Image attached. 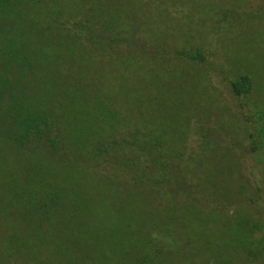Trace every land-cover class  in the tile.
I'll use <instances>...</instances> for the list:
<instances>
[{"label": "trees", "instance_id": "trees-1", "mask_svg": "<svg viewBox=\"0 0 264 264\" xmlns=\"http://www.w3.org/2000/svg\"><path fill=\"white\" fill-rule=\"evenodd\" d=\"M192 2L0 0L1 261L175 263L162 257L171 219L144 202L221 183L176 161L175 126L159 115L184 103L165 58L205 56L190 17L174 23ZM225 80L240 114L256 112L244 134L264 160V85L245 110L252 78Z\"/></svg>", "mask_w": 264, "mask_h": 264}, {"label": "rangeland", "instance_id": "rangeland-1", "mask_svg": "<svg viewBox=\"0 0 264 264\" xmlns=\"http://www.w3.org/2000/svg\"><path fill=\"white\" fill-rule=\"evenodd\" d=\"M183 7L174 23L187 24L190 17L204 32L198 41L205 56L192 62L165 58L166 67L172 70L166 85L170 88L171 84L172 93L179 94L184 103L169 101L170 106L163 105L159 115L175 126L176 137L170 140L176 161L187 162L191 172L200 170L204 177L221 183L185 192L170 202L152 198L142 209L171 219L164 222L161 233L173 243L162 248L165 260L172 258L174 264H264V160L251 151L244 134L247 126L253 128L257 115L250 110L246 118L240 114L225 80L242 74L252 78L245 110L262 98L264 0H195ZM189 39L196 41L184 38ZM214 157L216 162L211 160ZM150 253L155 258L157 252ZM0 264L37 263L21 254L14 261L0 260Z\"/></svg>", "mask_w": 264, "mask_h": 264}]
</instances>
